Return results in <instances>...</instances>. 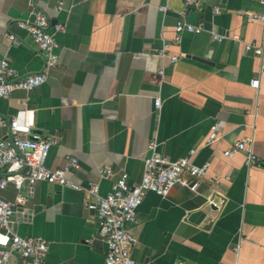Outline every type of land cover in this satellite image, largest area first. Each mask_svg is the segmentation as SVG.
<instances>
[{"label":"crops","instance_id":"1","mask_svg":"<svg viewBox=\"0 0 264 264\" xmlns=\"http://www.w3.org/2000/svg\"><path fill=\"white\" fill-rule=\"evenodd\" d=\"M263 9L261 0H198L191 7L184 0H0V60L9 58L21 73L43 71L45 62L19 21L42 10L51 26L64 25L47 80L0 98V114L27 109L35 130L58 139L49 167L67 168L70 179L96 183L107 195L123 172L140 182L153 139L171 160L196 149L195 163L211 161L190 185L144 195L128 225L138 240L136 264H264V52L245 49L262 41L264 29L247 12ZM180 19L203 31L183 32L175 43ZM214 125L217 138L207 143ZM6 134L0 127V137ZM237 140L250 143L256 163L245 153L223 154ZM106 166L111 174L101 172ZM23 192L11 228L45 239L47 264H105L107 244L86 190L38 181ZM16 194L11 183L0 188L6 200Z\"/></svg>","mask_w":264,"mask_h":264},{"label":"built area","instance_id":"2","mask_svg":"<svg viewBox=\"0 0 264 264\" xmlns=\"http://www.w3.org/2000/svg\"><path fill=\"white\" fill-rule=\"evenodd\" d=\"M261 1L264 4V0ZM184 2L186 6L191 7L196 5L198 0H184ZM164 9H167V6H164ZM215 10L218 12L220 8L216 7ZM35 14L33 20H20L19 25L28 31L43 53L45 69L24 74L17 70L9 58H2L0 98L10 95L17 89L30 91L42 85L47 80L48 69L58 63L59 43L56 35L64 30V25L58 22L51 26L49 18L42 10H37ZM247 16L251 20L260 21L264 27V9L248 11ZM175 30L174 42L179 43L183 32L201 33L203 27L180 19ZM213 37L218 41L224 38L217 32H213ZM9 38L18 42L13 33L9 34ZM168 47L169 43L166 42L160 53L165 55ZM245 49L259 55L263 54L264 29L262 41L246 43ZM177 59V55L171 58L172 61ZM251 84L258 87L260 79H252ZM155 103L159 105L160 98H157ZM28 111L19 110L11 117L0 114V127L7 129V134L0 137V173H3L0 176V188H6L11 183L17 191L14 201L0 196V264H13L12 254H17L19 258L17 264H47L48 242L41 237L19 235L11 228L14 214L27 199V195L23 192L25 185L32 190L36 182L46 181L86 190L88 192L86 207L94 213L99 232L107 244L105 264H136L132 249L138 240L128 225L135 220L144 195L152 191L165 196L176 184L190 185L193 180L206 176L211 166L210 160L203 164H197L192 160L196 149H192L185 156L171 160L158 149V143L153 139L148 144V154L145 157L144 172L140 182L131 183L129 174L123 172L115 181L112 191L102 195L98 184L92 182L87 187L83 186L67 176V168L53 169L47 165L51 147L58 142V139L33 133L35 124ZM217 135L218 125H214L206 142L215 141ZM237 153H245L248 164L258 161L257 154L247 140H237L223 150V154L227 157ZM77 163V159L72 158L71 164L77 166ZM101 172L111 174L112 170L106 166L101 168Z\"/></svg>","mask_w":264,"mask_h":264},{"label":"water","instance_id":"3","mask_svg":"<svg viewBox=\"0 0 264 264\" xmlns=\"http://www.w3.org/2000/svg\"><path fill=\"white\" fill-rule=\"evenodd\" d=\"M33 133H40V132H38L37 130L33 129ZM21 209H22L21 207H18V210H21Z\"/></svg>","mask_w":264,"mask_h":264}]
</instances>
